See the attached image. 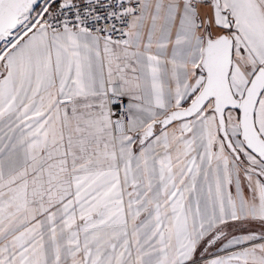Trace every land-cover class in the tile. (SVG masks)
<instances>
[{
	"label": "snow or ice",
	"instance_id": "snow-or-ice-1",
	"mask_svg": "<svg viewBox=\"0 0 264 264\" xmlns=\"http://www.w3.org/2000/svg\"><path fill=\"white\" fill-rule=\"evenodd\" d=\"M0 264H264V0H0Z\"/></svg>",
	"mask_w": 264,
	"mask_h": 264
}]
</instances>
